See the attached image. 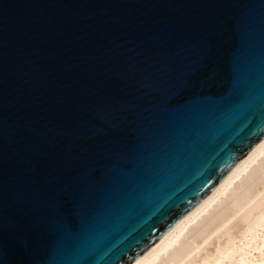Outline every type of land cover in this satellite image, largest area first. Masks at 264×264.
<instances>
[{"label":"water","instance_id":"obj_1","mask_svg":"<svg viewBox=\"0 0 264 264\" xmlns=\"http://www.w3.org/2000/svg\"><path fill=\"white\" fill-rule=\"evenodd\" d=\"M264 139V0H0V264H134Z\"/></svg>","mask_w":264,"mask_h":264},{"label":"bare ground","instance_id":"obj_2","mask_svg":"<svg viewBox=\"0 0 264 264\" xmlns=\"http://www.w3.org/2000/svg\"><path fill=\"white\" fill-rule=\"evenodd\" d=\"M134 264H264V139Z\"/></svg>","mask_w":264,"mask_h":264}]
</instances>
